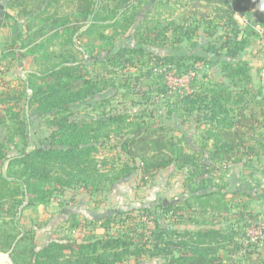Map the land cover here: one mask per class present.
I'll return each mask as SVG.
<instances>
[{
    "label": "rangeland",
    "instance_id": "rangeland-1",
    "mask_svg": "<svg viewBox=\"0 0 264 264\" xmlns=\"http://www.w3.org/2000/svg\"><path fill=\"white\" fill-rule=\"evenodd\" d=\"M90 1L92 13L87 22L72 15L77 0H56L45 8L43 0H0V148L3 153L0 182L8 181V188H0L3 193L0 264H26L30 259L29 248L38 249L53 239L118 236L127 233L124 227L133 228L131 235L142 236L147 244L141 247L138 257L130 256L124 249L117 250L119 260L114 264H167L171 256L180 252L171 255L155 250L151 239L157 230L156 217L174 224L180 233L200 227L225 231L226 239L219 237V243H213L215 252L210 257L214 264H264V120L260 114L264 108L263 1L242 0V5L248 7L246 15L236 19L245 47L236 58H224L227 62L248 63L251 76L248 84L233 82L222 62L208 63L188 57L189 53L201 52L207 45L218 47L224 40L226 27L222 25L221 13L214 9L217 4L205 0ZM65 18L67 23H63ZM91 21L98 26H89ZM171 21L179 25L178 30H170L174 26ZM114 22L122 25L115 30ZM125 24L129 27L123 28ZM69 25L71 30H65ZM162 25L171 26L166 38L157 34L146 38L149 30L152 33ZM179 32L184 36L182 40H176ZM100 34L111 38L102 39ZM126 45H141L153 52H144L136 61V68L129 69L94 60L95 56L102 57L104 50ZM156 55L175 57L156 62ZM65 63L72 65L76 75L83 66L87 77L101 81L99 92L62 111L70 120L90 121L107 113L129 116L142 113L141 119L152 128H164L165 138L181 145L195 164L172 162L144 177L141 162L129 160L117 147L120 139L113 136L96 154L98 164L106 171L110 163L114 162L117 167L122 162L130 163L135 167L130 176L93 197L82 189L84 194L75 198L74 188H65L55 192L45 207H25L23 197L16 191L21 187L19 177L23 179L24 170L22 166L9 164V160L47 141L55 129L51 124L54 113H40L29 102L32 89L26 80L33 76L37 83L49 80L43 79V75ZM132 77L142 80V86H135ZM205 82L223 83L232 93L239 89L258 93V103L253 99L247 107L256 111V120L248 121L243 128L246 134L244 142L236 145L239 149L236 160H220L221 155H212L214 141L206 138V129L210 126L203 119L205 110L192 114L180 108L168 110L180 95ZM115 87L117 93L112 95ZM228 107L237 109L234 104ZM109 145L116 148L111 149ZM249 145L258 149L257 152L248 153ZM195 188L204 193L213 191V195L205 202H197L196 214L192 213L189 220L180 222L190 211L177 209L176 215L181 216L177 217L179 221H173V209L164 206L175 204L189 189ZM80 199L83 201L80 206L85 210L82 217L73 209L79 207ZM112 215L118 218L105 229L99 218ZM126 215L129 218L121 223V217ZM76 221L91 224L83 228L81 224L83 230H80L79 224L73 227ZM93 227L95 230L90 232ZM181 237V234L173 235L175 239ZM134 247L135 244L131 249Z\"/></svg>",
    "mask_w": 264,
    "mask_h": 264
},
{
    "label": "trees",
    "instance_id": "trees-1",
    "mask_svg": "<svg viewBox=\"0 0 264 264\" xmlns=\"http://www.w3.org/2000/svg\"><path fill=\"white\" fill-rule=\"evenodd\" d=\"M43 1L45 8L55 3L56 0ZM205 1L218 5L214 9L221 13L224 20L222 23L226 27L224 40L218 47L210 44L204 47L201 52L189 53L188 57L194 60H205L208 63L222 62L226 75L233 82L250 83L251 76L246 61L238 60L232 63L224 60L225 57L236 58L245 47L244 39L239 37L241 27L236 16L243 18L248 7L242 5V0ZM262 1L264 3V0ZM91 13L90 0H77V5L72 13L73 17L88 22L87 19ZM75 18L74 20H76ZM67 22L68 20L65 18L63 23ZM97 24V22L91 21L89 26L96 27ZM113 24L115 30L122 25L121 22H114ZM170 24L174 26H170V28L162 25L159 30H154L152 33L149 30V33H146V38H154L156 34L166 38L169 28L172 31L179 28L178 24L175 25V21H171ZM128 27L129 24L123 26V28ZM65 30H71V25L67 26ZM179 33L180 37H177L176 40L184 38L181 32ZM100 37L102 39L111 38L105 34H100ZM114 48L113 50L102 51L103 56H95L94 60L104 62L103 64L106 66H121L129 69V67L136 68V61L144 52H153L141 45ZM155 57L156 62H158L164 59L171 60L175 56L156 55ZM71 67L72 65L68 63L53 67L42 77L49 80L41 83L35 81L36 76L30 78L31 80H26L27 86L32 89L29 102L32 101L40 113H54L51 124L55 129L47 136V141L40 145H34L30 150L11 157L9 160V164L22 166L24 170L23 179L19 177L21 187L20 189L16 188V191L20 192L23 197L25 207L33 208L39 205L45 207L55 192L65 188L84 189L90 197H93L96 193L107 191L114 182L130 176L135 169L134 165L130 163L120 161L122 165L117 167L113 162L110 165L107 164L109 170L106 171L101 168V164H98L96 154L101 148L109 144L113 136L120 139L117 147L129 160L141 162L140 168L144 177L172 162L185 165L195 164L192 156L186 153L181 145L165 138L164 128H152L148 122L141 119L142 113L132 116L124 113H107L90 121L70 120L69 116L62 112L63 110L68 109L75 102L89 99L101 90L99 86L101 81L87 77L83 66L84 71L81 70L79 75H76ZM132 81L135 86H142L143 81L139 78L132 77ZM112 90H114L113 95L117 93L118 89L115 87ZM257 94H251L250 89H239L232 93L223 83L205 82L191 92L180 95L177 102L171 104L168 110L173 112V110L180 108L182 112L189 114L205 110L203 119L210 126L206 129V138L214 141L215 149L212 155L217 154V157L218 154L221 155L218 157L220 160H236V153L239 152L236 145L244 142L246 134L243 128L248 124V121L253 123L256 120V111L247 107L253 99L258 103ZM103 100L105 101L106 98ZM232 104L236 105L237 109L231 110L228 107ZM247 110L249 111L248 114L246 113ZM260 114L264 120V108ZM257 142L259 143V141ZM259 145L261 146V144ZM109 148L115 149L116 146L109 145ZM257 150L251 145L247 147V152L250 154L257 152ZM2 158L3 153L0 148V159ZM187 186L189 188L190 185ZM0 188H8V181L1 180ZM2 195L3 193L0 192V199L3 197ZM212 195L213 191H205L204 193L200 188L189 189L181 200L175 204H168L164 208L173 209L172 218L175 222L179 221L177 217L181 216L176 215L177 209H181L183 212L189 210L187 217L180 222L187 221L192 213L196 214L195 205L199 204L197 202H205ZM180 204H184V206ZM117 218L112 215L104 216L99 220H101V224L105 225V229H109L110 223H115ZM128 218V215L121 217L120 222L123 223ZM78 222L76 221L73 227L79 224L80 230L91 224L87 221ZM81 224H83L82 228ZM155 224L157 230L151 239L155 250L159 253L165 251L166 254L171 255H174L175 251L180 252V255L171 256L167 264H214L210 257V253L215 252L213 243H219L217 240L219 237L225 240L227 235L225 231L207 227H200L194 231L185 229L180 233L174 224L164 223L159 217L155 218ZM94 228L96 227L89 231L93 232ZM124 228H127V231H124L127 233L118 236L104 238L75 236L62 240H50L45 246L38 249L29 248L30 259L26 264H114L119 260L116 257L119 255L117 252L119 249H124L130 256L138 257L141 247L147 244V241L142 236H132L133 228ZM121 229L120 232H122ZM178 234L183 237L173 238V235L177 236ZM134 244L135 251L131 249ZM161 244L165 248L161 247ZM74 251L75 255L72 254Z\"/></svg>",
    "mask_w": 264,
    "mask_h": 264
},
{
    "label": "crops",
    "instance_id": "crops-1",
    "mask_svg": "<svg viewBox=\"0 0 264 264\" xmlns=\"http://www.w3.org/2000/svg\"><path fill=\"white\" fill-rule=\"evenodd\" d=\"M81 190H82V189H80V188H79V189H74L75 192H74L73 194H74L75 198L78 197V196L80 197L81 194H84L83 192L81 193ZM82 203H83V201H81V199H80V200L78 201V206H79V207H77V209H76V207L73 208V209H74V212L77 213L78 216H80V217H82V216L84 215V211H85V210H84V207L82 208V207L80 206V205H82ZM73 209H72V210H73ZM75 209H76V210H75ZM62 212H63V211H62Z\"/></svg>",
    "mask_w": 264,
    "mask_h": 264
},
{
    "label": "water",
    "instance_id": "water-1",
    "mask_svg": "<svg viewBox=\"0 0 264 264\" xmlns=\"http://www.w3.org/2000/svg\"><path fill=\"white\" fill-rule=\"evenodd\" d=\"M164 204H165V202H164Z\"/></svg>",
    "mask_w": 264,
    "mask_h": 264
}]
</instances>
